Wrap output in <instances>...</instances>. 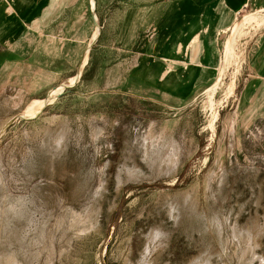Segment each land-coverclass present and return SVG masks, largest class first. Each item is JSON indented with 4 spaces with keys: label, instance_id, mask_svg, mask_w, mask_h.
<instances>
[{
    "label": "rangeland",
    "instance_id": "374dc122",
    "mask_svg": "<svg viewBox=\"0 0 264 264\" xmlns=\"http://www.w3.org/2000/svg\"><path fill=\"white\" fill-rule=\"evenodd\" d=\"M252 28L210 96L216 77L180 105L87 98V85L37 119L5 121L0 264H264V144L232 151L228 113L263 30Z\"/></svg>",
    "mask_w": 264,
    "mask_h": 264
},
{
    "label": "crops",
    "instance_id": "0c3cea01",
    "mask_svg": "<svg viewBox=\"0 0 264 264\" xmlns=\"http://www.w3.org/2000/svg\"><path fill=\"white\" fill-rule=\"evenodd\" d=\"M248 7L263 11L264 0H0V127L37 119L87 85L84 97L97 100L183 104L217 79L223 41ZM247 47L228 113L232 151L249 153L264 144V27Z\"/></svg>",
    "mask_w": 264,
    "mask_h": 264
},
{
    "label": "bare ground",
    "instance_id": "6f19581e",
    "mask_svg": "<svg viewBox=\"0 0 264 264\" xmlns=\"http://www.w3.org/2000/svg\"><path fill=\"white\" fill-rule=\"evenodd\" d=\"M260 10L240 17L237 20V22L233 25V27L231 28L230 36L226 42L224 52H223L226 63L224 62V66L218 72L216 82L213 83V85L207 89V93L209 96L217 88L222 87V82H223V78H224L223 75L225 73L227 66L234 63L232 61H235L237 63V65L240 66V63H241L240 57H242V52H241L242 48H237V46H236L238 37L240 35H243V33L244 34L247 33L248 29H251V27H253L252 28L253 30L264 27V10L263 11H260ZM251 34H252V32H251ZM234 94H235V82L233 80L223 88V95H224L225 99H228V98H231ZM35 101L33 103H35ZM212 113H213V118H211L212 120L209 123V125L213 128L215 119L217 118V112H216V110H213Z\"/></svg>",
    "mask_w": 264,
    "mask_h": 264
}]
</instances>
